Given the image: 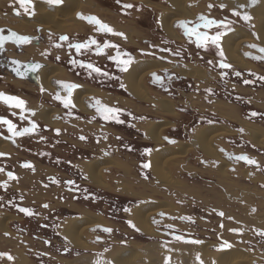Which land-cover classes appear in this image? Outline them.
Wrapping results in <instances>:
<instances>
[{"label": "flooded vegetation", "instance_id": "obj_1", "mask_svg": "<svg viewBox=\"0 0 264 264\" xmlns=\"http://www.w3.org/2000/svg\"><path fill=\"white\" fill-rule=\"evenodd\" d=\"M216 1H220V4L208 9L211 4L208 3L207 10H204V1H198V6L192 7L197 8L194 18L175 21L172 29L177 38L169 37L163 28L159 6L172 9L166 0H133L136 10H125L122 8L123 3H120L118 10L123 18L117 20L102 18L99 14L78 13L85 18L96 17L107 22L115 31L124 33L126 39L101 34L95 25L78 15L77 18L83 24L85 22V27L60 33L37 28L33 34H22L11 27L0 26V30H3L0 37L7 38L3 48H0V92L23 99L27 109L36 113L35 116L30 112L21 113L18 109L0 103V117L12 121L17 131L31 127L30 121L38 125L30 135L12 137L7 125L0 124V142L6 143L4 151H0L5 154L0 156V168L4 169L0 172V185H4L0 187V224H3L2 227L6 225V230L0 227V254H4L0 256V264H73L92 254L100 257V254L111 252L115 245H120V216L127 215L125 209L143 206L149 201L157 202L147 197L129 196L132 188L137 194L144 192L150 195L147 191L156 189L166 196H172V191L163 186L151 170L155 152L159 155L164 150L178 151L190 145L185 156H178L168 166L170 173L175 171L176 175L187 178L193 173L203 172L205 164L212 163L216 169L220 167V163L206 160L202 155L196 140L200 130L226 127L247 134L240 124L220 116L216 111L218 108L229 112L239 107L244 110V115L241 114L242 110L234 111L244 123L264 130V79H260L264 77V58H261L264 53L259 51V48L264 47L257 43L259 38L254 18L246 22L232 14L235 11L243 16L248 6L253 7L260 0L256 3L242 0V4L238 0ZM221 5L224 7L221 8ZM10 7V13L16 15L25 10L19 0H13ZM116 15L113 13L114 17ZM201 15L227 21L231 25L232 30L222 40L235 31L250 34L253 41L243 42L239 52L249 67L242 68L229 62L222 45L223 56L214 46L209 45L207 49L197 47L196 36L189 37L184 28L178 27L181 22H189L188 27L194 26L199 23ZM199 31L214 35L217 29L213 26L211 30L200 28ZM13 32L30 37L31 43L18 46L13 42ZM65 35L69 41L60 39ZM88 39H96L100 44L106 40L119 44L121 51L131 53L134 64L128 72L120 73L115 63L108 59L109 54H116L114 49H105L104 54L96 55L93 45L91 49L81 50L77 54L69 46ZM57 44L61 46L56 47ZM162 48L169 51L162 52ZM175 52L180 55H174ZM13 60L17 64H13ZM73 60L92 63L109 72L113 78L97 76L95 73L89 75L86 69L74 65ZM221 63L232 67L223 69ZM139 64L157 66L148 71L143 81L148 101L138 100L126 80ZM34 65L40 67L36 71H29ZM18 66L22 75L14 71ZM53 72L58 74L52 77ZM152 73H156L161 80L153 79ZM246 80L248 83H244ZM63 83L80 85L72 95L76 105L74 109H65L54 99L56 94L62 97L67 95L61 86ZM41 88L45 90L43 93ZM96 100L123 109L131 115H123L122 124L105 122L96 112ZM163 105L168 106L170 111L164 110ZM22 115L24 119H21ZM81 136L87 139L82 141ZM219 143L217 139L214 147L224 159L232 163V171L242 164L252 169V174L261 172L264 175V164L257 156L246 152H230ZM231 145H235L234 140ZM239 155L248 156L256 164L235 160L234 157ZM25 163L33 167H22ZM144 164L150 166L144 168ZM9 171L16 179L8 178ZM68 181L75 183L69 184ZM20 208H26L33 214L27 215ZM89 217L107 225L89 226L84 241L92 248H77L69 240L66 231L77 220L83 222ZM105 228L111 229V232H105ZM158 231L174 240L177 237L192 239L184 237L170 224H165ZM135 232L140 234L138 230Z\"/></svg>", "mask_w": 264, "mask_h": 264}, {"label": "rangeland", "instance_id": "obj_2", "mask_svg": "<svg viewBox=\"0 0 264 264\" xmlns=\"http://www.w3.org/2000/svg\"><path fill=\"white\" fill-rule=\"evenodd\" d=\"M35 1L41 6L50 8L54 7L46 4L44 0ZM75 1L79 3L80 7L83 9L86 8L89 12H91L89 10L90 7H96V9L93 10L101 13H99V17L108 18L110 20L123 18L120 16L117 0ZM194 1L195 0H190L187 7H191L190 3H194ZM213 2L214 6L220 4V1L206 0L204 2V10H207L208 3L212 4ZM238 2L241 3L242 0H238ZM261 2L262 0L253 7L248 6L249 8L247 7V11L244 12L249 16L251 15L250 17L254 18V22L258 12L257 9ZM12 3L13 0H0V5L2 6L0 8V13L5 22L9 20L8 18L17 19L18 17L13 12L10 13V5ZM85 3L89 4V7H86ZM121 3H132V1L121 0ZM15 8L17 7L15 6ZM131 10H136V5ZM112 12L117 14V17H114ZM28 13L30 14V8ZM23 14L24 16L29 15L25 10L20 13V15ZM29 16L31 17L33 15L31 14ZM74 19L79 20L77 14L74 16ZM124 19L126 20L127 18L124 17ZM64 22L66 24H72L69 20H65ZM240 48L238 49V52H240ZM240 58L244 61L241 55ZM234 65L236 66V64ZM240 67L246 68L244 66ZM137 99L141 100L139 98ZM234 110L242 109H239L238 107V109L235 108ZM242 112L243 113H240L244 115V110H242ZM234 121L244 127L247 134H241L237 131H232L223 127L229 130L231 135L228 133L229 135L222 138L218 137L220 140L219 144L230 152H246L250 155L257 156V159L264 164V138L262 139L261 145H256L249 140L251 139L250 132L254 131L258 133L259 135H256L260 138L261 136L264 137V130H262L261 127L259 128L257 126L246 124V122L244 123V120L241 119L238 113L237 119L234 118ZM252 137H254V134H252ZM233 140L235 141L234 146L231 145ZM189 150L190 147H188L186 154ZM218 155L221 157L220 160L205 157L206 160L220 163L218 169H216V167H214L209 161L211 164H205L203 172L201 171L199 174L193 173L191 176H187V178L176 175L175 171L173 174L170 173L168 167L170 165L169 163L167 166L168 172L171 175L170 180L174 183L172 185H164L160 180L159 181L168 190L172 191L171 197L166 196L164 193H160L156 189H152L150 192L149 190L147 191L150 195L152 194L151 196L144 192L137 194L134 192L133 188L131 189L134 193H128L129 196L141 198L147 197L153 201H157H149L142 207H145L148 204H155L159 206L160 209L166 208V210L158 211L154 215L149 216V220H151L150 223H152L153 228L156 230L155 237L149 236L139 230L140 234H137L135 232L137 231L136 227L135 230L133 227L129 226V222H125L126 220H129L133 224L131 211L136 207L129 209L130 211L127 212L126 216H120V245H115L112 252L119 248L120 251L125 249L135 251V256L125 258L126 262L123 258L120 261V264H227L230 261V256L234 253L241 255L248 254L249 257L254 259L252 264H264V236L259 234L264 232V175L261 174V172L254 175L252 174V169L249 167L247 168L242 164L237 165V167L234 168L235 170L232 171V163L224 159L221 154L218 153ZM176 158L177 157L172 158L171 163H173ZM142 188L144 189V187ZM147 189H149V187H147ZM221 212L224 213L223 217L219 215ZM160 215H164L162 216L163 218H161ZM229 217L232 219H229ZM84 222H86L87 227L82 228L85 229L82 234L83 240L89 226L94 224L107 225L103 223V221L92 219V217H89V219ZM165 224L174 226L178 232L184 235V237L192 238L194 241H201V243H186L164 235L158 230L163 229ZM2 225L0 224V227H2ZM221 225H223V227H221ZM2 228L6 230V225ZM225 244L230 245V247H226ZM91 248L92 247L88 245L85 249ZM176 248L182 252L181 255H175V253L171 254V251L174 252ZM195 248H198L199 250ZM178 249H176V251ZM189 251H191V253H188ZM108 254L109 253L100 254V257H97L99 256L98 254H92V256L79 259L73 264H90L91 262L87 258L92 261L94 258H101V261H109V259L103 258ZM211 254H213L214 257H212ZM83 259H87V261H81Z\"/></svg>", "mask_w": 264, "mask_h": 264}, {"label": "bare ground", "instance_id": "obj_3", "mask_svg": "<svg viewBox=\"0 0 264 264\" xmlns=\"http://www.w3.org/2000/svg\"><path fill=\"white\" fill-rule=\"evenodd\" d=\"M131 1H133V0H131ZM166 1L171 4L172 9H168V8L159 6V9L161 10L160 11L161 13H159V14H161V18L163 20V28L169 37L177 38L176 33L172 29V27H173L172 23L174 21H178V20H182V19H188L189 20V19L194 18L195 11L197 8L194 9L191 7H194V5H195V7H197L198 1H204L205 2L206 0H195L194 3H190L191 7H187V5H189L190 0L189 1L188 0H166ZM137 2H138V0H137ZM85 6L89 7V4L85 3ZM1 7L2 6L0 5V8ZM93 9H96V7L95 8L90 7L89 10L91 12H89V11H87L86 8L83 9L82 7H80L79 3H77L75 0H63V3L60 4V6L59 5L54 6L53 8L41 6L37 3V1L32 0V6L30 7V13L34 12L33 16L30 17L29 15H31V14H29V13H27L29 15H26V16H24V14L23 15L19 14V15H17L18 20L16 18L15 19L14 18H8L9 20L7 22H5L4 18H2L3 16L0 13V24H1V26L11 27L12 30L13 29L17 30L19 33H22V34H29V33L33 34V31L37 28H44L45 30L48 29V30H52V31L60 33V32L70 31V30H73L75 28L77 30V28L81 29V28L85 27V22L83 24V22H81L79 20H75L74 16L76 14L78 15V13L85 14V12L93 13V14H99L100 13L99 11L95 12V10H93ZM257 11L258 12L256 15L255 24H254L255 28H256V33L258 34V38H259L257 43L264 47V0H262V2L260 3V6L257 9ZM65 20L71 21L72 24H66L64 22ZM110 23H111V21H110ZM5 24H7V25H5ZM117 27H119V24ZM86 28H87V25H86ZM123 28H125V27H123ZM247 41H253V38L250 36V34L244 32V31H235L234 34H229L228 36L224 37L221 45H222V49L224 50V53H225L226 57L228 58L229 62H231L232 64L234 63V64H236V66H239V67L240 66H244V67L248 66L249 67V63L242 61V59L240 58L239 52H238V49L240 48L241 44L243 42H247ZM31 53H32V51H31ZM154 68H157V66L152 65V64L136 65L132 69L131 73L126 78L127 84L129 86L132 94L141 100L147 101L148 94H147V91L145 89L146 87L143 85V81H144V79H146L145 77L147 76L148 71L150 72ZM43 73H45V72H43ZM57 74H58L57 72H53L51 75L53 77V76H56ZM43 80L47 81V78H44ZM45 85H46V88H48L47 82ZM163 109L166 111H170L169 107L166 105H163ZM216 111L220 113V116L222 115L228 120H234V118L237 119V113H236V111H234V109L230 110L229 112H225L222 110V108H218ZM228 133L231 135V132L229 130L223 128V127H208V128H203L202 130H200L199 136H197L196 140H197L198 146H199L200 151L203 154V156L207 157V158L220 160L221 157L218 155L217 150L214 147V144L217 141V139H219L218 137H224L226 135H229ZM250 133H251V135H250L251 139L250 140L256 145H261L262 139L264 137H262L261 135H260L261 136L260 138L257 137V135H259V134L254 132V131H252ZM252 134H254V137H252ZM188 147H190V145L181 147V148H179L178 151H176V149H175V151L172 149H169L166 151L164 150V152L163 153L161 152L159 155L158 154L156 155L155 154L156 152L154 151L155 156L152 157V166L153 167L151 166L152 167L151 170H153L154 176L158 180H160L162 182V184L172 185L174 183L173 181L170 180L171 175L168 172L167 166L169 163H171L172 158H175L178 156H185ZM5 148H6V143L4 144L3 142L2 143L0 142V151H4ZM106 160H108V159H106ZM109 162H107V163L109 164ZM92 164H93V162H92ZM97 165H98V163H97ZM104 165H106V164H104ZM173 186H175V185H173ZM105 187H107V185ZM178 192H182V191H178ZM163 205H164V203H163ZM159 209H160V207L155 205V204H148L145 207L140 206V207L134 208L131 211V217L133 218V224L135 225L136 229L147 234V235H149V236L155 237L156 236L155 235L156 230H155V228H153L152 223H150L151 220H149V216L154 215L158 211L160 212L162 210H166V208H162L160 210ZM71 222H74V221H71ZM84 224H86V222H84V221L79 222L77 220L76 223L69 225L66 232H67V236H68L69 240L73 243V246L75 245L77 248H84L85 249L88 247V244L82 239V237H83L82 234H83V231L85 230L82 228L87 227V224L86 225H84ZM60 231H61V229H60ZM176 249H178V248H176ZM176 249L174 252L171 251V254L175 253V255H181L182 252L179 249L176 251ZM195 249H198V248H195ZM134 252L135 251H130L128 249L120 251V248H119V249H115L113 252L112 251L109 252V254L107 256L103 257L104 259H109V261L108 260L101 261L102 260L101 258H98V259L94 258L93 261L89 258H87V259L91 262L90 264H103V263L120 264V261L123 258L125 261V258L135 256ZM188 253H191V251H189ZM169 255H170V253H169ZM211 256L214 257L213 254H211ZM87 259H83L81 261H85V260L87 261ZM99 261H100V263H99ZM113 261H115V262H113ZM252 262H254V259L249 257L248 254L241 255L238 253H234L230 256V261L227 264H252Z\"/></svg>", "mask_w": 264, "mask_h": 264}, {"label": "snow or ice", "instance_id": "obj_4", "mask_svg": "<svg viewBox=\"0 0 264 264\" xmlns=\"http://www.w3.org/2000/svg\"><path fill=\"white\" fill-rule=\"evenodd\" d=\"M20 4L22 7L25 8V12L28 13L29 8L32 6V0H19ZM44 2L46 4H48L49 6H58L60 4L63 3V0H44ZM251 3H256L257 0H250ZM117 3L120 4L121 0H117ZM214 5L209 4V8H212ZM240 5H237V7H239ZM135 7V5H133L132 3H123L122 4V8L125 10H129V9H133ZM224 5H221V8H223ZM139 10V9H137ZM19 14V13H18ZM32 15H34L33 13H30ZM234 16H238L241 19H243L244 21H249L251 19V17L247 14L241 16V14L239 12H233L232 13ZM78 16L81 19H87V21L90 24L95 25L97 32L101 33V34H108L110 36H117V37H122L124 39H126V36L124 33L122 32H117L115 31L111 26H109L108 24L102 22L101 20H99V18L96 17H83V15L78 14ZM199 23L195 24L192 27H188V23L189 22H181L178 27H182L185 29V33L191 37L192 35H195L197 38V47H203L205 49H207V47L209 45L214 46L218 51L219 54L221 56H223V51L221 49V44L220 41L222 40L223 36H225L227 34V32L231 31V25L227 22V21H220V20H216V19H210L206 16L201 15L199 18ZM215 26V28L217 29V31L215 32L214 35H209L208 32H200L199 29L200 28H204V29H208L211 30L212 27ZM3 30H0V32H2ZM12 38H13V42L16 43L18 46L22 45V44H29L31 43V39L30 37L26 36V35H19L15 32H13L11 34ZM6 37H0V48H3L4 46V41L6 40ZM61 40L63 41H69V37L68 36H61L60 37ZM95 45V51H96V55H102L105 52V49H114L116 54L113 55H108V59L112 60L118 71L120 73H125L129 71V68L134 64V58L131 55V53L128 52H124L121 51L119 44L116 43H112L111 41H104L103 44H100L96 39H88L87 41L83 42V43H71L69 46L74 48L76 53L79 54L81 53V50H89L92 48V46ZM61 45L57 44L56 47H60ZM252 47H256V45H252ZM162 52H167L169 51V49L167 48H162L161 49ZM259 51L261 53H264V48H259ZM143 55H154V53H142ZM174 55L179 56L180 53L179 52H175ZM264 58V57H261ZM57 59H59V57H57ZM161 59H163V57H161ZM13 64H17V61L13 60L12 61ZM72 63L78 64L79 67L86 69L89 73V75H91L92 73H95L97 76H103L105 78H113L110 76L109 72L107 71H103L100 67L92 64V63H83L80 61H76L73 60ZM209 63L211 64L212 61H209ZM40 67V65H34L31 69H29V71H36L38 68ZM220 67L223 69H228L231 68L232 66L230 64L227 63H221ZM14 71H16V73L18 75H22V73L20 72V67H16L14 69ZM237 75H239V73H237ZM152 77L155 80H161V77L157 76L156 73H152ZM117 79H119L118 77H116ZM260 79H264V77H261ZM244 83H248V81H244ZM62 88L64 89V91L67 93L66 96H61L60 94H56L54 99H56L57 101H59L63 107L65 109H74L76 107V105L73 103L72 100V95L75 89L79 88L80 85L77 84H73V83H63ZM121 87L123 88L124 85L121 83ZM45 90L43 88H41V92L43 93ZM0 103L5 104L7 107L9 108H14V109H18L21 113H25V112H30V114L32 116H35L36 113L34 111H31L29 109H27L26 107V102L16 96L13 95H9L7 93H3L0 92ZM95 105H96V112L100 115L101 119H103L105 122L108 123H116V124H122L124 123V120L121 119V117L125 114L127 115H131L130 113H125V111L123 109L120 108H116V107H110L107 105L102 104L101 101L96 100L95 101ZM69 115H71V111H69ZM252 115H256V113H253ZM25 117L22 115L21 119H24ZM142 119V118H141ZM31 127H24L22 130L17 131L16 130V125L12 123V121H10L9 119L5 118V117H0V124L3 125H7V131L12 135V137H24L26 135H30L32 134L37 128L38 125L35 122H31ZM242 131V130H241ZM57 135H59V129L56 130ZM43 139V137H41ZM106 138V137H105ZM80 139L86 140L87 138L85 136H81ZM13 143H15V140L13 139ZM107 155V153H105ZM5 155L4 153H0V156ZM235 160L237 161H244L248 164H256V161L251 160L248 156L246 155H239L234 157ZM150 165L149 164H144L143 167L144 168H148ZM22 167L25 168H32L33 165H31L30 163H25L22 165ZM4 169L0 168V172H3ZM7 176L9 179H16V177L14 176V174L9 171L7 173ZM147 178V177H146ZM56 182V181H53ZM67 183L69 184H74V181H68ZM4 185H0V187H3ZM43 207L47 208L48 205H43ZM21 212L27 214V215H32L33 213L30 212L28 209L26 208H20L19 209ZM125 211H130L128 209H125ZM220 216H224V213L221 212L219 213ZM229 219H232L231 217H229ZM129 226L135 228V225L131 223V221H129ZM221 227H223V225H221ZM105 232H111V229L109 228H105L103 229ZM235 231V230H232ZM261 236H264V232L259 233ZM178 240H182V237H177ZM190 243H201V241H188ZM226 247H230V245L225 244ZM4 254H0V256H3ZM9 260L12 259L11 256L8 257Z\"/></svg>", "mask_w": 264, "mask_h": 264}, {"label": "water", "instance_id": "obj_5", "mask_svg": "<svg viewBox=\"0 0 264 264\" xmlns=\"http://www.w3.org/2000/svg\"><path fill=\"white\" fill-rule=\"evenodd\" d=\"M182 242L194 241L193 239H182Z\"/></svg>", "mask_w": 264, "mask_h": 264}]
</instances>
